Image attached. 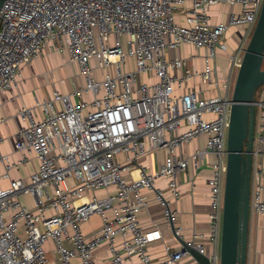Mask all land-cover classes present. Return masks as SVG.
Listing matches in <instances>:
<instances>
[{
    "label": "built area",
    "instance_id": "obj_1",
    "mask_svg": "<svg viewBox=\"0 0 264 264\" xmlns=\"http://www.w3.org/2000/svg\"><path fill=\"white\" fill-rule=\"evenodd\" d=\"M264 0H3L0 4V94L19 82L24 67L43 54L66 50L83 77L71 93L55 89L35 106H23L25 124L16 132L18 159L4 153L0 136V264H53V241L61 264H97L95 250L107 243V264L136 257L141 264H181L190 254L181 247L154 261L148 246L161 237L144 230L138 213L148 204L144 189L165 177L175 198L178 176L191 164L214 156L209 179L211 264H220L227 170V137L237 72ZM237 6L213 20L211 9ZM238 30L228 77L220 82L216 58L231 46L228 30ZM189 45L200 55L170 57L168 50ZM264 68V59H263ZM98 71H102L101 75ZM146 77V78H144ZM199 87L187 91V82ZM216 88L219 92H208ZM91 94L85 98V94ZM250 214H264V85L255 97ZM4 119L0 120L3 121ZM203 148L188 156L178 150L199 136ZM166 149L154 173L137 165L151 151ZM36 171L12 178L31 157ZM8 180V184H4ZM103 191L102 193H99ZM30 196L33 206L24 202ZM162 200V191L157 190ZM167 218L175 221L166 208ZM100 216L91 237L82 224ZM201 234L188 241L202 253ZM121 238L118 244L117 239Z\"/></svg>",
    "mask_w": 264,
    "mask_h": 264
},
{
    "label": "crops",
    "instance_id": "obj_2",
    "mask_svg": "<svg viewBox=\"0 0 264 264\" xmlns=\"http://www.w3.org/2000/svg\"><path fill=\"white\" fill-rule=\"evenodd\" d=\"M221 7L229 8L228 11L239 9L237 6H228L225 4L217 5L211 9L213 20L216 21L223 12H216ZM215 14V15H214ZM226 18V13H224ZM223 18V19H224ZM237 28L231 27L227 34L228 39L232 40V47L226 51H219L216 58L217 76L219 81H224L229 74L230 55L237 45ZM231 46V45H230ZM199 54L194 61L189 59L190 64L200 68L202 64L201 56L205 50H196L189 45H182L178 50H168L170 57H188L191 54ZM146 78V77H144ZM84 83L82 76L78 74L77 68L70 62L68 51H52L46 48L42 55L35 58L27 64L17 85L2 91L0 94V136L4 138L1 149L4 153L10 154L12 160H16L19 154L14 150L15 134L25 124L20 116V110L23 106L33 107L38 101L50 97L55 89L67 94L71 93L73 84L81 86ZM198 80H192L185 84L184 90L195 86L199 87ZM212 95H216L219 90L212 88L208 90ZM91 94H85V98H90ZM206 137L199 136L192 142L184 144L179 150L178 155L188 156L197 149L205 146ZM167 155L166 149L151 151L141 157L137 165L144 168L149 173H154L164 163ZM214 156L207 155L199 167L191 164L189 168L179 174L178 189L180 197L175 198L168 187V180L165 177H157L154 182V188L144 189L143 193L148 197V204L138 213L140 226L144 230H158L162 235L159 239L153 241L149 246V253L154 261H162L167 257L168 250H179L182 245L173 234L165 209H170L175 215V226L180 238L190 241L194 234H201L200 241L205 246L207 254H212L214 247L209 239L210 232V186L209 179L213 173ZM39 161L34 156L28 164L21 168H13L12 178H27L32 172L36 171ZM264 183V180H263ZM8 184V180H4ZM157 190L162 191V200L158 199ZM100 191L99 193H102ZM264 198V192H263ZM102 228L100 216L93 215L88 221L82 224V230L87 237L93 236ZM121 238L117 239V243ZM47 252L53 264H61L60 254L56 250V244L49 241L46 245ZM111 252L109 245L103 243L95 250L97 264H107L110 260ZM74 264H80L78 260ZM123 264H141L140 260L133 257L126 260ZM181 264H199L191 254H187L181 259ZM247 264H264V214L251 215L249 227V242Z\"/></svg>",
    "mask_w": 264,
    "mask_h": 264
},
{
    "label": "water",
    "instance_id": "obj_3",
    "mask_svg": "<svg viewBox=\"0 0 264 264\" xmlns=\"http://www.w3.org/2000/svg\"><path fill=\"white\" fill-rule=\"evenodd\" d=\"M3 0H0V4ZM264 1L241 66L237 72L227 137V170L225 179L220 264H247L252 149L255 134V97L264 85ZM171 230L199 264H211L210 255L190 246L180 238L174 220Z\"/></svg>",
    "mask_w": 264,
    "mask_h": 264
},
{
    "label": "rangeland",
    "instance_id": "obj_4",
    "mask_svg": "<svg viewBox=\"0 0 264 264\" xmlns=\"http://www.w3.org/2000/svg\"><path fill=\"white\" fill-rule=\"evenodd\" d=\"M229 8L227 7H221L220 9H218V11L216 12V14L218 15V12H223L221 15H219L218 19H223L224 18V13L228 12ZM215 15V14H214ZM229 44L232 47V40H228ZM102 71H98V74L101 75ZM24 202H26L28 205L33 206V202L31 201L30 196H26L23 198Z\"/></svg>",
    "mask_w": 264,
    "mask_h": 264
}]
</instances>
